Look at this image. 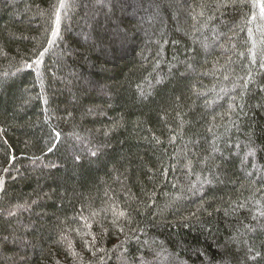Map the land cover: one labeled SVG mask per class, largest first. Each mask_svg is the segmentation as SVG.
Wrapping results in <instances>:
<instances>
[{"label":"trees","instance_id":"1","mask_svg":"<svg viewBox=\"0 0 264 264\" xmlns=\"http://www.w3.org/2000/svg\"><path fill=\"white\" fill-rule=\"evenodd\" d=\"M64 3L0 0V264H264L257 0Z\"/></svg>","mask_w":264,"mask_h":264},{"label":"snow or ice","instance_id":"2","mask_svg":"<svg viewBox=\"0 0 264 264\" xmlns=\"http://www.w3.org/2000/svg\"><path fill=\"white\" fill-rule=\"evenodd\" d=\"M97 3L103 7H109V10L111 8V3L110 0L109 2L106 4L105 0H97ZM257 6L260 8V15L262 17H264V0H257ZM60 7L63 8L65 7V3L64 0H60ZM59 24H60V13L59 11L56 12V27L53 29V36H57L59 34ZM49 43H51V41H49ZM45 52L47 51V49L44 50ZM44 53H40L41 56H43ZM37 63H39V61H37ZM262 67H264V65H262ZM59 135V134H57ZM93 155H95V153H93ZM0 184H2V181H0ZM119 215L123 216L124 213L120 212ZM95 239V238H93Z\"/></svg>","mask_w":264,"mask_h":264}]
</instances>
